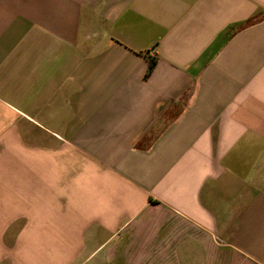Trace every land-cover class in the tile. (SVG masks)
<instances>
[{
    "label": "crops",
    "instance_id": "crops-1",
    "mask_svg": "<svg viewBox=\"0 0 264 264\" xmlns=\"http://www.w3.org/2000/svg\"><path fill=\"white\" fill-rule=\"evenodd\" d=\"M0 264H264V0H0Z\"/></svg>",
    "mask_w": 264,
    "mask_h": 264
},
{
    "label": "trees",
    "instance_id": "trees-1",
    "mask_svg": "<svg viewBox=\"0 0 264 264\" xmlns=\"http://www.w3.org/2000/svg\"><path fill=\"white\" fill-rule=\"evenodd\" d=\"M154 62H151L150 66H149V70L152 68Z\"/></svg>",
    "mask_w": 264,
    "mask_h": 264
}]
</instances>
